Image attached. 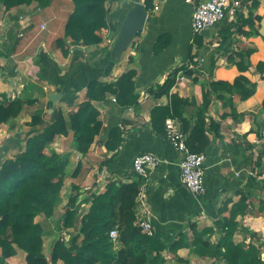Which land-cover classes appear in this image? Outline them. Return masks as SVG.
I'll list each match as a JSON object with an SVG mask.
<instances>
[{"label":"crops","instance_id":"crops-1","mask_svg":"<svg viewBox=\"0 0 264 264\" xmlns=\"http://www.w3.org/2000/svg\"><path fill=\"white\" fill-rule=\"evenodd\" d=\"M205 1L208 0H151L144 31L120 60L114 58V42L128 11L136 3L146 7V0H107L109 29L99 32L103 42L71 46L66 40L67 55L57 40L63 37L73 11L72 0H54L48 8L33 3L10 11L0 5L1 100H36L26 104L18 118L0 126V166L24 150L25 136L31 130L28 123L35 113L42 111L45 121L51 122L56 109L68 113L87 100L90 82H114L134 69L139 105L121 107L113 96L95 103L104 128L120 126L124 132L118 155L103 172L101 163L112 155L99 143L104 131L84 158L71 142L73 132L68 137L58 136L53 144L70 162L77 156L76 167L82 160L84 176L79 174L74 182L67 177L65 182L80 187L79 212L88 210L91 195L104 192L109 180L126 181L130 174L137 179L134 158L152 152L162 162L144 178L137 212L140 218L151 220L159 242L169 244L182 234L191 241L195 228H210L211 241L216 243L225 233L226 220H232L236 224L234 242L262 245L264 259V144L254 143L264 130V72L258 70L264 62V0H247L236 19L224 20L204 31L191 48L195 37L192 14ZM44 24L46 29L42 30ZM162 36L169 38L168 46L156 53L155 45ZM183 66L193 73L188 76L180 71L171 94L189 100L184 117L191 121V129L203 103L204 90L211 92L208 121L220 127V135L208 132L210 144L201 153L205 156L206 191L200 196L181 182L182 154L151 125L152 110L167 106L171 99L155 98L147 91ZM240 76L256 85L248 99H242L238 88L232 92L223 87L213 91L210 87L216 82L233 84ZM51 94H59L56 103L49 98ZM241 200L245 203L238 209L236 205ZM189 250L182 248L177 254L165 250L162 255L167 264L172 258L185 257ZM201 260L214 263L210 258Z\"/></svg>","mask_w":264,"mask_h":264},{"label":"trees","instance_id":"trees-1","mask_svg":"<svg viewBox=\"0 0 264 264\" xmlns=\"http://www.w3.org/2000/svg\"><path fill=\"white\" fill-rule=\"evenodd\" d=\"M53 1L0 0V5L10 11L33 3L40 8H48ZM72 1L73 11L64 26L63 37L57 40L64 55L69 52L66 40L70 41L71 46L99 45L103 42L99 32L109 29L107 0ZM151 7V0H146V9L149 11ZM200 40V36L196 35L191 48ZM168 43L169 38L162 36L156 43L154 52L159 53ZM187 68L183 66L174 70L164 83L147 91L148 95L155 98L169 96L171 99L167 106L152 110L151 125L156 134L166 137V120H178L182 124V130L189 134V149L201 154L210 144L208 132L213 130L220 135V127L213 120L208 121L210 91H203V103L192 129L191 121L184 117L189 100L171 94L180 71L188 76L193 73ZM258 70L264 72V62L258 65ZM135 77L136 71L132 69L114 82H90L86 88L87 100L68 113L56 109L51 122L45 121L42 111L32 116L28 123L31 130L25 136L24 150L5 160L0 166V264H6L8 259L15 257L18 250L26 253L25 264H166L162 252L169 250L177 254L182 248H189L191 253L201 259H217L225 264H264L261 245L246 246L242 242H234L236 224L232 220H226L225 233L216 243L211 241L210 228H195L191 241L182 234L169 244H162L154 236L146 235L139 225L143 219L137 212L138 199L145 180L139 175L134 179L131 174L127 175L126 181L109 180L104 192L93 193L89 208L81 216L80 226L71 234L70 240H58L50 258L43 255L44 229L36 218L41 215L46 218L53 217L70 165L69 157L52 151L50 145L58 136L66 137L73 132L76 150L84 158L104 131V138L99 143L112 155L101 163L100 170L103 172L118 155L124 132L120 126L104 128L101 113L95 103L105 102L109 96H113L121 107L139 105L140 96L136 93ZM210 87L213 91L223 87L232 92H236L238 88L242 99L251 97L256 89V85L244 76L238 77L233 84L216 82L211 83ZM1 98L2 94L0 126L18 118L26 104L36 102L21 98L7 102ZM81 170L82 160L71 177H78ZM80 196V187L73 184L72 193L65 203L63 216L59 221L62 230L69 231L77 227ZM244 203L241 200L236 207L240 209ZM114 229L118 231L115 240L110 237V232Z\"/></svg>","mask_w":264,"mask_h":264},{"label":"built area","instance_id":"built-area-1","mask_svg":"<svg viewBox=\"0 0 264 264\" xmlns=\"http://www.w3.org/2000/svg\"><path fill=\"white\" fill-rule=\"evenodd\" d=\"M247 0H208L200 3L195 7L192 14V31L193 34L200 35L224 20L236 19L243 10ZM158 9V7H156ZM41 29H46L42 25ZM116 102V99H113ZM167 140L173 148L182 154L180 162V178L182 184L195 196H200L206 191L205 180V156L194 153L188 146V135L182 130L181 123L173 118H168L165 122ZM256 144H264V130L260 132L259 137L254 140ZM160 158L152 152L137 155L133 160L134 171L143 178H148L150 172L156 170L161 164ZM261 179L264 181V174ZM142 194V193H141ZM141 196V195H140ZM140 198V197H139ZM142 231L148 235L154 236V228L150 219H143L140 222ZM111 239L118 237L116 229L110 232Z\"/></svg>","mask_w":264,"mask_h":264},{"label":"rangeland","instance_id":"rangeland-1","mask_svg":"<svg viewBox=\"0 0 264 264\" xmlns=\"http://www.w3.org/2000/svg\"><path fill=\"white\" fill-rule=\"evenodd\" d=\"M66 137H68V136H66ZM71 142L73 143V146L76 145L75 139L71 140ZM53 144L54 143H52L50 145V147L52 148V151L57 152V153L61 154L62 156H65V157L67 156L64 153H60L59 149H55V148H58V147L57 146L53 147V146H55ZM60 150H62V149H60ZM77 160L78 159H77V156H76V158L73 161H71L73 163L70 162V165H69V167L67 169V177L68 178H70L71 175L73 174V172L75 171ZM82 169H83V165H82ZM84 174H85V172L82 173V170H81L80 175L84 176ZM81 176H79V177H81ZM71 178H72L71 180L73 181V179H75L77 177H75V178L71 177ZM73 184L74 183H71V184L68 185V184L65 183V186H64V188H63V190H62V192L60 194V197H59V199L57 201V204H56V207H55V213H54L52 218H46L43 215L38 216L36 218V221L38 223H40L42 225L43 229H44V237H43L44 238V243H43V252L42 253L47 258H50L52 249L54 248V245H55V243L58 240L64 239L66 242H68L70 240L71 234L76 232L78 230L79 226H80L79 220H80L81 216L87 212V210H85L82 207V210L83 209L84 210L82 212H79L78 223H77V227L75 229L66 231V230H62L59 227V221H60V219L63 216L65 203H66L68 197L72 193ZM95 193L98 194L97 192H95ZM79 206H81V205H79ZM187 254L188 255H186L183 258H181L179 256L175 257V258H172L169 261V263H167V264H206L203 260L199 259V257L197 258L196 257L197 255L191 253L190 250H189V252ZM0 256H1V249H0ZM212 260L214 262L212 264H225L224 262H221V261H219L217 259H212ZM25 263H26V253L23 252L22 250H18V254L15 257H12V258H10V259H8L6 261V264H25ZM59 264H61V262ZM207 264H211V263L209 262Z\"/></svg>","mask_w":264,"mask_h":264},{"label":"water","instance_id":"water-1","mask_svg":"<svg viewBox=\"0 0 264 264\" xmlns=\"http://www.w3.org/2000/svg\"><path fill=\"white\" fill-rule=\"evenodd\" d=\"M148 16V10L142 3H136L128 11L112 49L116 60H120L123 57V54L131 46L136 37L144 31ZM58 96L59 94H51L49 98L56 103ZM80 156L83 155L80 154Z\"/></svg>","mask_w":264,"mask_h":264}]
</instances>
